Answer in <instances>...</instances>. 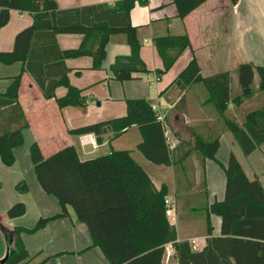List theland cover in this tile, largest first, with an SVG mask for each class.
<instances>
[{
  "label": "trees",
  "instance_id": "obj_1",
  "mask_svg": "<svg viewBox=\"0 0 264 264\" xmlns=\"http://www.w3.org/2000/svg\"><path fill=\"white\" fill-rule=\"evenodd\" d=\"M147 0H119L112 5L95 4L78 8L59 9L54 0H0V28L9 20V11H24L31 15L32 24L19 31L11 51L0 52V62L21 61V72H27L42 96L54 98L59 108L72 105L85 106L81 91L70 85L64 65L67 58L89 56L91 68L99 69L105 57V46L113 34H123L129 45L128 56L117 57L110 66L113 79L124 81L136 78L134 74L148 72L139 56L138 26L129 22V11L135 4ZM205 0H172L176 16L184 17ZM235 2V0H231ZM80 34L75 48L60 49L55 35ZM163 64L155 70L160 75L168 70L180 53L190 46L185 33L153 38ZM257 88H254V75ZM239 92L231 93L227 71L201 77L195 58H191L178 72L171 84L183 92L193 83H202L207 99L223 119L225 128L232 134L243 155L250 154L264 142V107L246 111L242 122L226 117L227 104L234 108L256 91H264V67L240 63L236 69ZM20 74L12 78L4 93H0V160L4 165L14 161L13 148L21 145V130L27 125L17 101ZM62 85L66 92L55 96V88ZM163 91H161L162 93ZM183 101L181 96L178 103ZM124 115L69 129L71 135L93 134L97 144L111 133L116 138L128 128L137 126L141 140L136 149L155 165H181L184 158L174 159L165 136V122L150 102L144 98L126 99ZM5 115V116H4ZM2 119V118H1ZM188 154L198 158L197 187L205 195L203 160L215 159L219 146L217 138L207 140L193 134L188 142ZM180 145L178 142L176 146ZM186 156V155H185ZM29 157L40 188L54 197L60 207L58 213L39 217L31 227L0 228L6 254L0 264H44L51 256H30L21 240L22 233H33L49 221L69 216L71 207L76 220L83 223L90 237V245L98 247L109 264H161L164 246L172 242L177 264H223L228 256L231 264H264V187L257 179H249L232 151L225 166L223 198L205 203L200 208L206 220V233L210 235L209 215L220 218V235L209 236L201 251L191 250L187 241L176 242L175 228L168 222L164 199L165 185L155 188L143 168L132 158L131 150H110L84 160L78 158L73 145H65L43 157L36 142L29 146ZM17 183L19 190L25 185ZM201 193V192H200ZM176 199H185L176 191ZM23 203L12 204L5 212L8 218L21 215ZM1 261V260H0Z\"/></svg>",
  "mask_w": 264,
  "mask_h": 264
},
{
  "label": "crops",
  "instance_id": "obj_2",
  "mask_svg": "<svg viewBox=\"0 0 264 264\" xmlns=\"http://www.w3.org/2000/svg\"><path fill=\"white\" fill-rule=\"evenodd\" d=\"M59 9L78 8L95 4L112 5L119 0H54ZM129 22L138 26L140 42L139 56L148 72L134 74L136 78L118 81L113 79L110 66L117 57L128 56L129 45L123 34H113L105 46V57L99 69L91 68V58L81 56L67 58L64 65L69 68L66 74L70 85L78 88L81 95L99 99L100 104L106 100H124L144 98L153 109L164 119L165 136L175 159L184 160L174 167L170 165H155L147 161L136 149L141 140L137 126H132L122 134L109 140L111 133L103 136V142L96 148L89 145L75 144L69 129L84 126L93 122L106 120L123 115L122 102H110L116 106V112L106 117H86L96 110L93 103L84 107L68 105L59 108L54 98L42 96L37 85L27 72H21L22 62L10 64L0 62V93H4L12 78L20 74L17 91V101L22 110L27 125L21 130L22 143L13 148L15 161L12 166L5 167L0 160V228L31 227L32 221L39 217L50 216L59 212L57 200L47 195L39 186L32 163L29 160L28 149L36 142L43 157L65 145H73L78 158L84 160L93 157L105 144L107 151L112 150L111 144L127 132L133 137L130 148L132 158L143 168L155 188L167 187L165 199L171 203L167 219L175 228L176 242L187 241L191 250L201 251L209 236L220 235V218L216 214L209 215L211 233H206V220L200 214L201 206L223 198L225 166L229 152L232 151L249 179H257L264 187V142L258 145L248 155H243L232 134L225 128L223 119L217 114L213 105L207 99L202 83H193L185 91H179L172 83L178 72L193 57L195 58L201 77L213 76L227 71L229 73L231 93L237 94L239 87L236 79V69L240 63H250L264 67V0H205L184 17L176 16V8L172 0H147L145 4H135L129 11ZM32 24L29 13L18 10L9 11L8 22L0 28V52L13 49L15 35ZM185 33L190 46L183 50L173 65L162 74L155 70L162 69L163 64L153 44V38ZM80 34L59 33L55 40L60 49L75 48L81 41ZM222 51L225 57L222 56ZM222 58V59H221ZM254 88H257V75H254ZM176 91V98L168 100L167 93ZM161 91H163L161 93ZM55 96L61 97L66 88L59 85L55 88ZM207 92V91H206ZM94 93V94H93ZM183 101L178 103L180 97ZM84 98V97H83ZM85 99V98H84ZM154 101V102H153ZM264 107V91H256L234 108L230 101L226 108V117L242 122L246 111ZM113 115V116H112ZM116 115V116H114ZM5 116V115H4ZM2 118V119H1ZM109 119V118H108ZM7 125L5 117H0V124ZM199 134L210 140L217 138L219 146L215 159L203 160L205 195L197 187L199 177L198 158L195 152L188 154L189 143L193 134ZM180 142V145H175ZM113 150H121L113 149ZM186 155V156H185ZM202 159V158H201ZM193 175V176H192ZM9 185L4 190L2 184ZM182 177V179L180 178ZM18 178L29 179L35 191L33 198L20 196L13 190V184ZM176 191L185 199L177 200ZM201 192V193H200ZM50 196V197H49ZM26 198V199H25ZM25 205V215L8 218L6 210L14 203ZM69 216L49 221L36 233L21 234V240L29 254L44 251L51 256L44 264H109L98 247H89L90 237L86 226L76 220L73 210L67 206ZM169 250L168 253L165 250ZM6 254V245L0 230V260ZM43 256V255H41ZM231 264L234 259L228 256ZM161 264H177V256L172 245L164 246Z\"/></svg>",
  "mask_w": 264,
  "mask_h": 264
},
{
  "label": "rangeland",
  "instance_id": "obj_3",
  "mask_svg": "<svg viewBox=\"0 0 264 264\" xmlns=\"http://www.w3.org/2000/svg\"><path fill=\"white\" fill-rule=\"evenodd\" d=\"M222 56L223 57H225V53L222 51ZM222 59V58H221ZM203 85H201V87H202ZM204 87V86H203ZM205 93H207L206 92V90H205ZM94 94V93H93ZM83 97L85 98V103H86V106L87 105H90V104H92L93 103V107L96 109V110H94L93 112H91V113H89V114H87V116L86 117H88V118H93L94 116H103V117H106V116H108L109 114H111V113H115L117 110H116V106H113V105H110V104H108V103H110V102H122L123 103V115L126 113V102H125V100L126 99H124V100H115V101H110V100H106V101H104V102H102L101 104H100V101H99V99H94V96H92V97H89V96H87V98L83 95ZM166 98L170 101V100H174L175 98H176V91L175 90H173V91H170V93H167V95H166ZM154 102V101H153ZM122 115V114H121ZM113 116V115H112ZM114 116H116V115H114ZM111 117V116H110ZM110 117H108V118H110ZM108 118H104V119H108ZM100 120H103V119H100ZM132 137H133V135H132V133L131 132H127L126 134H124V135H122L120 138H118V139H116L115 141H113L112 143L110 142V144H111V148H113V149H122V148H130V147H128L129 145H130V143H131V141L133 140L132 139ZM117 138V137H116ZM74 142H75V144L78 146V144H79V140H78V138H76V137H74V140H73ZM90 146V145H89ZM107 147L109 148V146L108 145H106L105 144V146L104 147H102V148H100L99 149V151L97 152V153H94V155H93V157L94 156H96V155H99V154H102V153H105V152H107ZM28 154H29V149H28ZM13 157H14V155H13ZM29 160H30V157H29ZM14 161H15V158H14ZM14 161H13V163H14ZM30 162H31V160H30ZM13 163L11 164V165H4L5 167H10V166H12L13 165ZM193 176V175H192ZM5 178L6 177H4V183L2 184V187H3V189L4 190H7V188H9V185H7V183L5 182ZM181 179H182V177H180ZM29 179H25V178H18L17 180H16V182L13 184V190L15 191V192H17L18 193V195H20V196H28V197H31V198H33L35 195V191H34V189H33V187L31 186V184L29 183ZM18 182H20V184L18 185V186H20V185H25V190H19V189H17V187H16V185H17V183ZM50 197V196H49ZM26 199V198H25ZM25 206V205H24ZM26 210V209H25ZM24 210V212L21 214V215H19V216H16V217H21V216H23V215H25V213H26V211ZM37 220V219H36ZM35 220V221H36ZM35 221H32V223L31 224H33V223H35ZM33 226V225H32ZM41 229V228H40ZM39 230V229H38ZM37 230V231H38ZM37 231H35V232H33V233H25V234H28V235H32V234H34V233H36ZM24 245V244H23ZM24 247H25V245H24ZM38 253V251H36L35 253H32V254H29L30 256H32V255H35V254H37ZM45 254V252L44 251H41V253H40V255L39 256H41V255H43V256H45L44 255Z\"/></svg>",
  "mask_w": 264,
  "mask_h": 264
},
{
  "label": "built area",
  "instance_id": "obj_4",
  "mask_svg": "<svg viewBox=\"0 0 264 264\" xmlns=\"http://www.w3.org/2000/svg\"><path fill=\"white\" fill-rule=\"evenodd\" d=\"M159 119H161L160 116ZM78 140H79V144L82 146L90 145L93 148L97 147V143L95 141V137L93 134L80 135ZM164 203L166 205V214H168L171 209V203L167 199H164ZM165 252L168 253L169 250L166 249Z\"/></svg>",
  "mask_w": 264,
  "mask_h": 264
},
{
  "label": "water",
  "instance_id": "obj_5",
  "mask_svg": "<svg viewBox=\"0 0 264 264\" xmlns=\"http://www.w3.org/2000/svg\"><path fill=\"white\" fill-rule=\"evenodd\" d=\"M3 262V259H1L0 263Z\"/></svg>",
  "mask_w": 264,
  "mask_h": 264
}]
</instances>
